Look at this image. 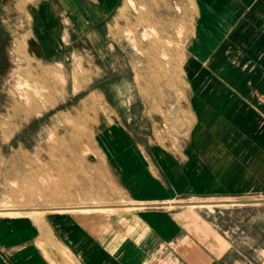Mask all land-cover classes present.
Here are the masks:
<instances>
[{"label":"crops","instance_id":"crops-1","mask_svg":"<svg viewBox=\"0 0 264 264\" xmlns=\"http://www.w3.org/2000/svg\"><path fill=\"white\" fill-rule=\"evenodd\" d=\"M244 1H208L228 3L227 12L202 14L192 49L168 45L177 75H166L164 92L140 91L136 45L92 50L102 62L95 91L106 101L101 147L123 202L0 209L8 213L0 215V264H264V199L246 198L264 195V167L254 171L251 149L248 157H221L224 142L206 146L199 135L213 130L206 122L215 117L244 133L249 147L264 149V0L250 11L241 10ZM75 4L0 0V83L76 59ZM101 14L110 13L101 7ZM110 55L122 90L104 77L113 73ZM153 100L163 101V113ZM183 115L200 117L185 135L177 121Z\"/></svg>","mask_w":264,"mask_h":264},{"label":"rangeland","instance_id":"rangeland-1","mask_svg":"<svg viewBox=\"0 0 264 264\" xmlns=\"http://www.w3.org/2000/svg\"><path fill=\"white\" fill-rule=\"evenodd\" d=\"M74 1L77 31L70 36V42L76 46V59L40 71L34 69L23 80L18 74L10 83H0V209L65 206L106 209L122 203V192L101 147L106 101L95 91L101 84L102 62L92 50L101 45L105 50L108 46L131 50L136 45L140 55L137 66L140 91L164 92L166 75L172 79L177 75L175 58L168 57V45L183 52L192 49L198 41L202 14L215 8L227 12L229 6L208 3L212 0ZM255 1L245 0L241 10H252ZM122 3L125 6L119 9ZM101 7L106 14L110 13L108 19L101 20ZM22 8L23 5L17 12ZM108 60L113 73L104 77L113 82L114 91L122 90V84L116 85V59L110 55ZM129 76H133L131 72ZM117 102L114 101V108ZM153 103L157 111H165L163 101ZM194 118L200 122V117L190 115L177 119L184 135ZM230 120L239 122V117L231 116ZM206 126L213 127L199 134L204 136L206 146H213L208 144L212 139L224 142L219 156L248 157L251 149L254 171L264 167V149L249 147L244 142V133L215 117ZM249 134L253 139L261 138L260 133ZM122 139L128 140L125 135ZM204 149L216 154L218 150ZM242 166L239 162L236 165L237 169ZM246 198L264 199V195Z\"/></svg>","mask_w":264,"mask_h":264}]
</instances>
